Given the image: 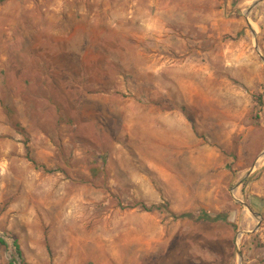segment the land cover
Masks as SVG:
<instances>
[{
	"label": "rangeland",
	"instance_id": "obj_1",
	"mask_svg": "<svg viewBox=\"0 0 264 264\" xmlns=\"http://www.w3.org/2000/svg\"><path fill=\"white\" fill-rule=\"evenodd\" d=\"M253 1L0 0V264H264Z\"/></svg>",
	"mask_w": 264,
	"mask_h": 264
},
{
	"label": "trees",
	"instance_id": "obj_2",
	"mask_svg": "<svg viewBox=\"0 0 264 264\" xmlns=\"http://www.w3.org/2000/svg\"><path fill=\"white\" fill-rule=\"evenodd\" d=\"M31 160V159H30ZM34 162V161H33ZM142 208L146 211H150V210H154V209H162V208H166L165 205H162V204H158V205H151V206H146V205H141ZM173 214V213H172ZM174 216H179V217H185V218H190V219H203V220H210V221H216V220H219V219H223L224 216H222L221 214H218V215H214V216H211L207 213H199L198 215H194L192 213H184V214H181V215H175L173 214ZM0 244L1 245H5V241L3 238L0 237ZM13 246L15 248V251H16V254L20 257L21 259V262L22 264H27L23 258H22V253H21V249L17 243L16 240H14L13 242ZM9 264H15L14 261H10Z\"/></svg>",
	"mask_w": 264,
	"mask_h": 264
},
{
	"label": "crops",
	"instance_id": "obj_3",
	"mask_svg": "<svg viewBox=\"0 0 264 264\" xmlns=\"http://www.w3.org/2000/svg\"><path fill=\"white\" fill-rule=\"evenodd\" d=\"M250 189L249 194H247L248 199H250L253 208L259 212V217L264 223V181L257 180L252 182Z\"/></svg>",
	"mask_w": 264,
	"mask_h": 264
},
{
	"label": "water",
	"instance_id": "obj_4",
	"mask_svg": "<svg viewBox=\"0 0 264 264\" xmlns=\"http://www.w3.org/2000/svg\"><path fill=\"white\" fill-rule=\"evenodd\" d=\"M260 1H261V0H255V1H253L251 7H249L248 9H246L245 12L248 13V12L250 11V9H251L252 7H254L255 5H257Z\"/></svg>",
	"mask_w": 264,
	"mask_h": 264
}]
</instances>
